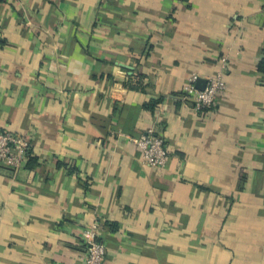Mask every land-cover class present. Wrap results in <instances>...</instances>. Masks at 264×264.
Masks as SVG:
<instances>
[{
    "label": "crops",
    "instance_id": "0c3cea01",
    "mask_svg": "<svg viewBox=\"0 0 264 264\" xmlns=\"http://www.w3.org/2000/svg\"><path fill=\"white\" fill-rule=\"evenodd\" d=\"M0 129V264H84L94 223L105 264H264V0H0Z\"/></svg>",
    "mask_w": 264,
    "mask_h": 264
},
{
    "label": "built area",
    "instance_id": "2783aa9c",
    "mask_svg": "<svg viewBox=\"0 0 264 264\" xmlns=\"http://www.w3.org/2000/svg\"><path fill=\"white\" fill-rule=\"evenodd\" d=\"M198 81L197 75L189 77L183 88V99L185 102H192L196 111H201L214 106L217 98L226 90L227 85L221 75L209 78L204 89L198 88ZM135 142L141 152L144 165L152 168L166 166L168 152L165 147V140L156 133L154 128L149 129L144 136ZM27 150L28 142L24 138L0 129V163L19 169L26 159ZM99 238L98 223H94L84 231L87 249L84 264H105L106 247Z\"/></svg>",
    "mask_w": 264,
    "mask_h": 264
},
{
    "label": "water",
    "instance_id": "95a60500",
    "mask_svg": "<svg viewBox=\"0 0 264 264\" xmlns=\"http://www.w3.org/2000/svg\"><path fill=\"white\" fill-rule=\"evenodd\" d=\"M206 83H207V80L206 79H199L198 83H197V86L198 88L200 89H204L205 86H206Z\"/></svg>",
    "mask_w": 264,
    "mask_h": 264
},
{
    "label": "trees",
    "instance_id": "16d2710c",
    "mask_svg": "<svg viewBox=\"0 0 264 264\" xmlns=\"http://www.w3.org/2000/svg\"><path fill=\"white\" fill-rule=\"evenodd\" d=\"M138 83H139V82H138ZM138 83H137V84H138ZM137 84H133V85L131 84V85H129V87L131 88V90H141V89H140V86L137 85ZM146 107H147V108H148V107H151V105H149V106L147 105Z\"/></svg>",
    "mask_w": 264,
    "mask_h": 264
}]
</instances>
